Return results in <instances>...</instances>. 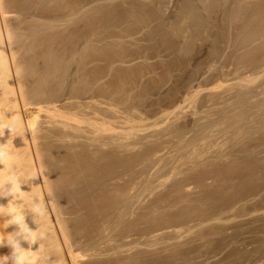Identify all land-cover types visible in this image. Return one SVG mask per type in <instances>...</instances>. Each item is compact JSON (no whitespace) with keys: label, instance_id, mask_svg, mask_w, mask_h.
<instances>
[{"label":"rangeland","instance_id":"rangeland-1","mask_svg":"<svg viewBox=\"0 0 264 264\" xmlns=\"http://www.w3.org/2000/svg\"><path fill=\"white\" fill-rule=\"evenodd\" d=\"M29 1L11 0L25 9L27 81L83 114L62 118L57 160L104 212L105 257L264 264V0Z\"/></svg>","mask_w":264,"mask_h":264},{"label":"bare ground","instance_id":"bare-ground-1","mask_svg":"<svg viewBox=\"0 0 264 264\" xmlns=\"http://www.w3.org/2000/svg\"><path fill=\"white\" fill-rule=\"evenodd\" d=\"M18 1L19 0H17V3H18ZM52 1H54V0H52ZM59 1H62V0H59ZM69 1H71V0H69ZM82 1H85V0H82ZM222 1H224V0H222ZM31 2H32L31 5L33 6V0H31ZM31 2L29 1V3H31ZM55 2H56V0H55ZM74 2H75V0H74ZM220 2H221V0H220ZM11 3H12L11 0H0V180H3V181L6 182V186L5 187H0V210H3L2 212H0V237H4V240H3V244L4 245H0V256H10L11 255L12 249L10 248V246L7 245L6 237L9 234H14L16 231L19 230L20 225L10 223V221H12L14 219V217L20 215V216L23 217L24 225L31 229L30 239L28 241H26V242H23V244H22V246L25 249V264H106V263L109 262L108 260H110V262H113L115 264L114 261L118 260L120 255H118V256H116L114 258H110V256H109L110 259H108V257L107 258L105 257V256H107V254H106L107 251L109 252L110 249L107 250L108 246H105V243H106L105 242V236H106L105 234L106 233H105V227H104L105 226L104 225L105 222H104L103 218L101 217V213L103 212V210L98 212L97 210L94 211L96 209V207L93 210L91 209L94 206L90 205L91 201H92L90 199V195L92 194V193H90V189L91 188H89V186H88L90 184L87 183L88 181L82 180L81 179L82 177L79 178V179H75V177L72 176V173H71V170H70L71 167L68 168L69 167V166H67L68 164H65L66 166L64 164L61 165V164L58 163L59 161L57 160V157L60 155L59 154L60 149H58L60 146L57 145L58 144V136H59V134H61V133L58 134V132L60 130H62V129L59 130V127L63 128V127L67 126V128H68V126L70 125L69 128L71 129V124L72 123L69 124V122L67 120H66L67 122L65 123V121H63V120L64 119H70L69 117H71V116H73L75 114L73 112L74 109L72 110V108H71L70 110H68L70 112L69 113V112L65 111V108H64V110L61 108V110L65 111V113H64L63 111L58 109V107H57L58 105L55 104L56 99L54 100V98L56 96L54 98H50V100L47 101L46 100V99H48L47 98V96H48L47 94L48 93H47L46 94V99L45 98L44 99L41 98L42 94L40 96L39 93H40V91H43L44 94H45L48 91L47 88H45V86H47V85H45V86L41 85L42 87H44L47 90V91L45 90L46 92L43 90L44 88H41L40 86L39 87L42 90L37 89L38 87L37 86L35 87V84H34V87H32L33 84L30 86V84L32 83V82L31 83L29 82L31 77H28V75H27L28 73L26 74V72H25V69H26L25 65L28 64V63H26L24 65V63L26 61L25 60L26 55L28 54V51L26 53L24 48L26 47V42H28V41L25 40V39H27L26 38L27 36L25 34V32H27V31L25 30L26 29L25 26H24L25 25V21L23 20L24 16H22L23 14L21 13V10L23 9V11H24L25 9H24V7L22 8V5H21V8H22L21 9L18 6L19 4H17V6L14 7L15 5H12L13 3L12 4ZM35 3H36V1H35ZM39 3H40V0H39ZM189 3H191V2H189ZM14 4H16V3H14ZM23 4H25V3L23 2ZM27 4H28V2H27ZM27 4H25V5H27ZM38 4H37V6H38ZM45 4H46V2H45ZM49 4H50V1H49ZM60 4H61V2H60ZM62 4H63V2H62ZM65 4H67V3H65ZM208 5H210V4H207V6ZM218 5H219V2H218ZM219 6H221V5H219ZM17 7H19L21 10L18 11L19 8L17 9ZM29 7H31V6H29ZM67 7H70V6H67ZM27 8H28V6H27ZM31 8H33V7H31ZM36 11H37V9H36ZM36 11H35V13H37ZM213 11H214V9H213ZM13 14H15L17 17L13 16ZM24 14H26V13H24ZM189 23H187V24H189ZM204 24L202 26H204ZM208 28H207V30H208ZM214 29H216V28H214ZM212 32H213V30H212ZM260 34H258V35H260ZM68 55L70 56V53ZM49 56H52V54L49 55ZM61 57H60V59H62ZM65 57H66V55H65ZM67 58L69 59L70 57L67 56ZM68 59H66V60H68ZM50 60L51 59L49 58V61ZM54 60H55V56H54ZM54 60H53V62H54ZM66 60H65V62H66ZM28 70H30V69L28 68ZM261 70H262V68H261ZM55 72L56 71H54V73ZM38 73H39V71H38ZM47 73L48 72H46V74ZM31 76H33V75H31ZM35 77H37V76H35ZM254 77H256V75H254ZM28 78H29V81H27ZM256 78H255V80H256ZM68 79H69V77H68ZM251 79H253V78L251 77ZM42 80L40 79V81H42ZM35 81H37V80H35ZM51 81H52V79H51ZM247 81H249V80H247ZM52 82L54 83V81H52ZM38 84H40V83H38ZM29 86L31 87V89H30ZM49 89H51V87H49ZM55 89H57V88H55ZM117 89H119V86H118ZM79 90H81V89H79ZM52 92H50L51 95H49V97L54 95V93L52 94ZM55 92H56V90H55ZM78 92L80 93V91H78ZM57 94H58V92H57ZM73 108H74V106H73ZM87 108H89V107L87 106ZM66 109H68V108H66ZM76 109H80V111H81V108H76ZM71 110H72V113H71ZM43 113H46L45 114L46 115L45 116L46 120H44V121H43V118H44ZM77 114L79 116L80 112H78ZM84 114H86V113H84ZM75 115L73 116L71 121H76L77 123L79 122L81 124V121H83V120L79 119L78 116H75ZM81 115H83V114H80V116ZM86 116H88V115H86ZM62 118H63V120H62ZM59 119H61L63 122L61 120L59 121ZM99 119H100V117H99ZM93 122H94V120H93ZM96 124H98L97 121H96ZM100 124H102L101 121H100ZM92 125L90 124L91 127H92ZM93 130H94V128H93ZM81 131L83 132V130H81ZM77 132H79V131L77 130ZM69 133H71V132H69ZM106 133H107V131H106ZM65 135H67V134H65ZM74 135H75V137L77 136L75 134V132H74ZM92 135H94V134H92ZM71 136H73V135H71ZM82 136H77L76 139L78 137L79 138L80 137L83 138ZM65 138H67V137H65ZM68 138L70 139L69 136H68ZM115 139H116V137H115ZM86 140H87V136H86L85 141ZM89 140H91V139H89ZM93 140H95V139L93 138ZM98 140H100L99 137H98ZM66 141H68V143H67L68 145H66V147H62V148H67L69 150V149H75L74 148L75 146L77 147V145H75V144L72 145L73 143H72L71 140H70L71 142L69 140H66ZM74 141H77V140H74ZM80 141H81V139H80ZM78 142H79V140H78ZM83 142H84V140H83ZM79 145H81V142L79 143ZM70 157H72V156H69V155L67 156L69 161H70ZM66 163H68V162H66ZM160 163H161V161H160ZM100 178H102V177H100ZM9 181H11V182H9ZM130 188H131V186H130ZM9 190H11L13 194H11V195L8 194ZM132 192H133V190H132ZM97 197H101V195H97ZM99 200L100 199H98V202H100ZM102 200H103V198H102ZM113 200H112V202H113ZM94 201H95V198H94ZM95 203H96L95 205L98 204L97 202H95ZM100 203H102V202H100ZM114 204H116V203H114ZM114 204H113V206H115ZM100 206H101V208L104 207V206H102L100 204L97 205L98 208H100ZM35 208H39V209L42 210L43 214H42L41 217H34L33 211L31 209H35ZM118 210H119V208H118ZM131 212L133 213V211H130V213ZM105 218H108V216L106 217V214H105ZM34 219L36 221L35 223H34ZM107 221H109V220H107ZM118 222H119V218H118ZM122 225H123V223H122ZM108 227H109V225H108ZM117 228H119V227H117ZM117 228H116V230H117ZM114 230H115V226H114ZM111 231H112V229H111ZM182 232H183V230H182ZM110 233H111L110 235L112 236L113 232H110ZM191 233L192 232L190 230V234ZM114 234H116V233H114ZM117 235H118V233H117ZM179 235H181V234H179ZM125 236H127V234L123 235V237H125ZM123 237H122V239H123ZM114 238L116 239L115 236H114ZM114 238L113 239L111 238V239L114 241ZM118 238L116 240H118ZM106 239H107V236H106ZM153 239H154V237H153ZM106 241H108V240H106ZM119 241H116V242H119ZM128 241H130V240H128ZM109 242L111 243V240ZM163 243H164V241H163ZM176 243H178V242H176ZM118 244H117V247H118ZM133 244H135V243L133 242ZM110 245H112V244H110ZM123 245L120 244V247L123 246ZM135 246H136V244H135ZM154 246H155V244H154ZM156 246H158V245H156ZM160 246H162V244ZM179 246H181V245H179ZM184 246H182V247L184 248ZM117 247H114V249L117 248ZM142 247L143 246H141V248ZM170 247H168V248H170ZM121 248H124V247H121ZM130 248H132V247H130ZM130 248H127V246H126V249H129V251L131 252L132 250H130ZM115 250L118 251V248L115 249ZM152 250H153V248H152ZM194 250H196V248ZM111 251H114V250L111 249ZM120 252H121V250H120ZM122 252H124V251H122ZM158 252L159 251H157V254H158ZM169 252L171 254V251L169 250L168 253H167L168 255H170ZM192 252H193V250H192ZM118 253H119V251H118ZM145 253H147V251H145ZM172 253H175V251H173ZM110 254H111V252H110ZM134 254H135V252H134ZM140 254H142L141 251H140ZM113 255L114 254H112V256ZM129 255H130V253H129ZM172 256H174V255L172 254ZM132 257H133V254H132ZM146 257H147V255H146ZM167 257H166V259H167ZM120 258L123 259L122 256ZM126 258H127V256H126ZM130 258H131V255H130ZM170 258H171V256L169 257V259ZM189 258H190V256H189ZM161 259H162V257H161ZM117 262H116V264H117ZM113 263H111V264H113ZM142 263H144V262H142ZM108 264H110V263H108Z\"/></svg>","mask_w":264,"mask_h":264},{"label":"clouds","instance_id":"clouds-1","mask_svg":"<svg viewBox=\"0 0 264 264\" xmlns=\"http://www.w3.org/2000/svg\"><path fill=\"white\" fill-rule=\"evenodd\" d=\"M11 182V181H9ZM6 182L0 180V187H5ZM8 194H13L11 190H9ZM33 211L34 217H41L42 210L39 208L31 209ZM3 210H0L2 212ZM34 219V223H35ZM10 223L20 225L18 231L14 234H9L7 239V245L12 249L10 256H0V264H25V249L22 246L23 242H26L30 239L31 229L24 225L23 217L18 215L14 217ZM4 237H0V245L3 244Z\"/></svg>","mask_w":264,"mask_h":264}]
</instances>
